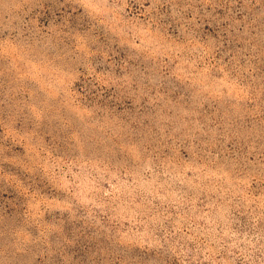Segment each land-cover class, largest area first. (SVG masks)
I'll list each match as a JSON object with an SVG mask.
<instances>
[{
	"label": "rangeland",
	"instance_id": "1",
	"mask_svg": "<svg viewBox=\"0 0 264 264\" xmlns=\"http://www.w3.org/2000/svg\"><path fill=\"white\" fill-rule=\"evenodd\" d=\"M0 264H264V0H0Z\"/></svg>",
	"mask_w": 264,
	"mask_h": 264
}]
</instances>
